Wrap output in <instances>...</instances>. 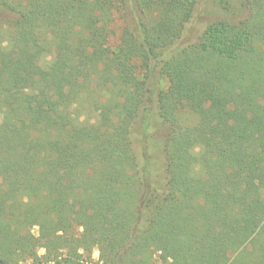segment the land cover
I'll return each instance as SVG.
<instances>
[{
    "label": "trees",
    "instance_id": "trees-1",
    "mask_svg": "<svg viewBox=\"0 0 264 264\" xmlns=\"http://www.w3.org/2000/svg\"><path fill=\"white\" fill-rule=\"evenodd\" d=\"M132 1L0 0V264H264V0Z\"/></svg>",
    "mask_w": 264,
    "mask_h": 264
},
{
    "label": "rangeland",
    "instance_id": "rangeland-1",
    "mask_svg": "<svg viewBox=\"0 0 264 264\" xmlns=\"http://www.w3.org/2000/svg\"><path fill=\"white\" fill-rule=\"evenodd\" d=\"M234 6V2L232 0H198L197 6L194 10L192 19L189 24L186 25L184 28L181 39L179 44L180 45H187L193 44L198 41L199 37L205 30V28L222 18L230 15ZM136 11L134 10L133 1L126 0V4L124 9H120L113 15V21L110 24L111 34L108 41V45L111 49H115L119 43V37L122 30L135 22L136 20ZM12 33V26L10 22L6 19L0 18V41L2 44H5L6 40L8 39L9 35ZM155 87V83L153 84ZM167 83L166 81H161L162 89H166ZM88 104L86 102L82 103L78 109V112L81 115V119L87 113ZM185 119V120H184ZM183 120L188 124H194L195 118L190 115L186 114L183 117ZM158 142L155 144L150 143L149 150L151 155H156L158 153ZM157 164L160 163V159L156 160ZM35 232V231H34ZM43 250H39L38 255H42ZM86 264H93L98 260V252L96 249H93L92 253L88 256L84 255L83 258ZM154 264H161L159 261L158 254H155L153 257ZM19 264H33L31 260H23Z\"/></svg>",
    "mask_w": 264,
    "mask_h": 264
}]
</instances>
